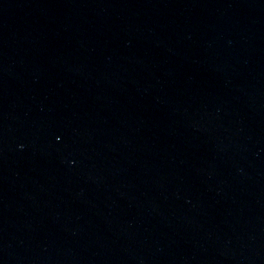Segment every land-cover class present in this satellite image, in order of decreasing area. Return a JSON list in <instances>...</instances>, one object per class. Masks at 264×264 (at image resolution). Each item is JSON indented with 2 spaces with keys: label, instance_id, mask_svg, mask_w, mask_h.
<instances>
[{
  "label": "water",
  "instance_id": "water-1",
  "mask_svg": "<svg viewBox=\"0 0 264 264\" xmlns=\"http://www.w3.org/2000/svg\"><path fill=\"white\" fill-rule=\"evenodd\" d=\"M0 264H264V0H0Z\"/></svg>",
  "mask_w": 264,
  "mask_h": 264
}]
</instances>
